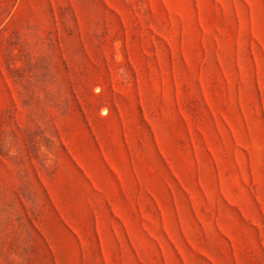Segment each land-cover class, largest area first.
I'll use <instances>...</instances> for the list:
<instances>
[{"label": "rangeland", "instance_id": "1", "mask_svg": "<svg viewBox=\"0 0 264 264\" xmlns=\"http://www.w3.org/2000/svg\"><path fill=\"white\" fill-rule=\"evenodd\" d=\"M0 264H264V0H0Z\"/></svg>", "mask_w": 264, "mask_h": 264}]
</instances>
